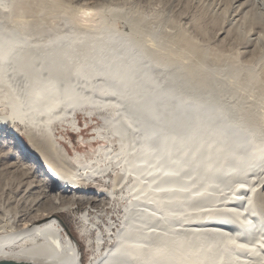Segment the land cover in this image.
I'll return each instance as SVG.
<instances>
[{
	"label": "bare ground",
	"instance_id": "bare-ground-1",
	"mask_svg": "<svg viewBox=\"0 0 264 264\" xmlns=\"http://www.w3.org/2000/svg\"><path fill=\"white\" fill-rule=\"evenodd\" d=\"M76 9L0 0V260L81 264L54 209L19 205L49 183L44 197L65 209L126 198L112 246L91 264H264V65L120 6ZM85 108L104 112L116 151L66 157L51 124L68 115L77 129ZM109 173V193L84 194Z\"/></svg>",
	"mask_w": 264,
	"mask_h": 264
},
{
	"label": "rangeland",
	"instance_id": "rangeland-1",
	"mask_svg": "<svg viewBox=\"0 0 264 264\" xmlns=\"http://www.w3.org/2000/svg\"><path fill=\"white\" fill-rule=\"evenodd\" d=\"M58 1L75 7L80 11L86 7L98 11L119 6L130 9L133 13L137 12L145 17L150 16L156 19L160 28L165 32L171 30H175L176 32L180 31L182 34L188 37L190 36L198 46L206 47L214 53L218 50L225 55L234 56L237 60L245 63H248L249 59L254 57L261 61V66L264 65V0ZM79 10L77 11L79 12ZM78 12L77 14L79 15L80 13ZM78 18L80 17L78 16ZM94 22L93 20L92 24ZM90 23L91 21L88 24ZM250 74L249 76H251ZM263 77L264 74L260 77L262 82H264ZM86 109L87 108L77 112V129L72 128L70 124L66 123L68 115H63V119L61 118L60 121L56 119L51 124L53 137L62 147L64 154L68 158L75 152H81L91 156L94 155L93 153H95L98 148H102V150L110 148L113 151L118 149V144L115 142L114 138L109 137L102 128L100 119L104 112L99 109H94L92 114L88 116L85 114L88 110ZM0 110V115L5 114V111L1 108ZM12 128L23 140L20 143H24L28 147L27 141L22 134L21 126L17 123H13ZM8 142L6 137L1 139V143L5 145H8ZM21 148H23V146ZM11 149L12 154H10V162L16 156L14 151H18L17 148ZM29 149L30 152L33 153V150L31 148ZM5 157L9 159L8 155ZM26 160L27 162H32L33 159L27 156ZM94 164L95 163H93V166H95ZM35 165L37 167V164ZM36 174L37 178L40 179L42 171H39V167ZM107 177L108 180L106 182H103V180L99 178H95V180L93 179L84 184L83 188L86 190L84 194L93 195L97 191H99L98 193H109L112 187V175L109 173ZM130 182L131 179H125L124 183L114 190L115 193L119 195L124 194V188ZM40 188H42V186L36 184L33 190L20 193L18 196L19 205L24 208V210H29L31 206L41 208L42 210L54 209L55 216L62 221V224L65 226L64 228L67 229L78 246L81 264H91L100 257L107 248L112 246L114 233L119 228L120 220L124 214L122 209L127 202L125 197L120 196V198L113 199L111 202H105L97 207L93 205L92 207L90 206L91 204H87L84 199L77 198L73 206L65 209L63 208L65 203H59L57 206L49 200L50 197H44L46 194L45 190H50L49 193L54 192L52 185L47 183L44 185V188H42L44 190H40ZM64 200H66V198ZM17 211L19 210L17 209ZM82 215H86L89 223H95L96 229L89 230L84 228L81 219ZM97 231L101 236L100 241L95 238Z\"/></svg>",
	"mask_w": 264,
	"mask_h": 264
},
{
	"label": "water",
	"instance_id": "water-1",
	"mask_svg": "<svg viewBox=\"0 0 264 264\" xmlns=\"http://www.w3.org/2000/svg\"><path fill=\"white\" fill-rule=\"evenodd\" d=\"M0 264H33V263L26 262V261H16L12 259H3V260H0Z\"/></svg>",
	"mask_w": 264,
	"mask_h": 264
}]
</instances>
